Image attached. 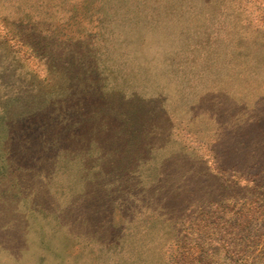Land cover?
Here are the masks:
<instances>
[{"label":"rangeland","instance_id":"1","mask_svg":"<svg viewBox=\"0 0 264 264\" xmlns=\"http://www.w3.org/2000/svg\"><path fill=\"white\" fill-rule=\"evenodd\" d=\"M0 264H264V0H0Z\"/></svg>","mask_w":264,"mask_h":264}]
</instances>
